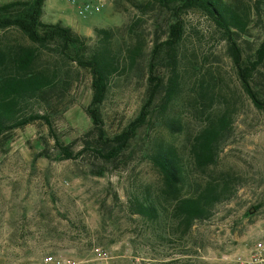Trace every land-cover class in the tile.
<instances>
[{
    "label": "rangeland",
    "instance_id": "rangeland-1",
    "mask_svg": "<svg viewBox=\"0 0 264 264\" xmlns=\"http://www.w3.org/2000/svg\"><path fill=\"white\" fill-rule=\"evenodd\" d=\"M12 1L0 0V6ZM148 1L106 0L100 13L82 19L66 0H46L42 22H59L88 39L85 48L64 56L55 45L32 44L15 28L0 29V75L11 73L10 57L33 46L35 70L56 76L54 90L38 107L49 123L38 120L0 134V264H41L46 255L89 259L98 251L109 254L111 264H242L264 236V113L239 87L227 43L210 18ZM222 1L250 16L246 32L236 36L249 60L264 38V0ZM178 22L181 37L169 44L170 28ZM97 29L110 32L119 57L134 34L144 39L136 66L111 78L99 106L111 139L147 106L145 123L113 158L116 144L99 139L87 113L91 74L77 63L89 58ZM258 72L255 88L264 98V64ZM172 81L177 93L163 109ZM223 106L233 116L231 131L219 143L216 165L196 172L189 156L192 137ZM166 118L175 125L166 128ZM167 146L183 164V193L208 179H225L232 188L211 217L195 222L184 237L132 207L135 198L162 194V179L147 156Z\"/></svg>",
    "mask_w": 264,
    "mask_h": 264
},
{
    "label": "trees",
    "instance_id": "trees-1",
    "mask_svg": "<svg viewBox=\"0 0 264 264\" xmlns=\"http://www.w3.org/2000/svg\"><path fill=\"white\" fill-rule=\"evenodd\" d=\"M45 0L31 2L12 1L0 6V29L15 28L24 34L34 45L47 48L55 45L60 54L68 55L71 49L85 48L88 39L74 32L61 23L47 24L42 22ZM149 5H179L182 9H195L208 18L219 30L228 46L229 56L242 92L249 98L253 106L264 113V98L255 88V79L264 64V38L251 59L246 60L237 43L236 36L244 34L250 23V16L239 12L225 4L222 0H149ZM169 44H175L181 37L180 22L171 26ZM99 40L90 51L89 58H79L77 63L91 74L92 101L87 113L92 124L98 129L99 139L109 144H116L109 158L117 156L136 134L147 119V106L143 107L138 117L114 138H106L100 117L99 106L102 104L111 78L129 73L137 64L143 53L144 39L134 34L132 41L122 57L115 54L110 43V32L97 29ZM134 37V38H133ZM134 39V40H133ZM36 48L22 47L10 57L11 73L0 75V134L25 126L31 122L44 120L47 116L40 114L38 107L44 95L54 90L55 74L46 75L34 68ZM1 56V55H0ZM4 56L0 57V64ZM153 65L149 67L152 73ZM176 81L163 96L162 107L166 109L176 96ZM152 96V95H150ZM153 98V96H152ZM151 102V97L147 104ZM164 126L175 124L166 118ZM233 116L229 108L224 106L205 120L204 125L192 137L189 156L193 169L204 172L215 166L218 158V146L228 132L231 131ZM147 158L162 179V194L152 200L145 197L135 198L132 207L136 214L149 221L162 219L164 228H172L179 236L187 235L197 221L211 217L214 208L230 196L231 185L225 179H208L197 183L195 188L182 192L184 183L183 164L177 150L173 146L160 147L148 154ZM167 224V225H166ZM169 225V226H168Z\"/></svg>",
    "mask_w": 264,
    "mask_h": 264
},
{
    "label": "built area",
    "instance_id": "built-area-1",
    "mask_svg": "<svg viewBox=\"0 0 264 264\" xmlns=\"http://www.w3.org/2000/svg\"><path fill=\"white\" fill-rule=\"evenodd\" d=\"M79 18L87 19L101 12L106 0H66ZM112 257L107 253L97 252L89 259L73 256L46 255L41 264H111ZM242 264H264V236L249 249L248 256Z\"/></svg>",
    "mask_w": 264,
    "mask_h": 264
},
{
    "label": "crops",
    "instance_id": "crops-1",
    "mask_svg": "<svg viewBox=\"0 0 264 264\" xmlns=\"http://www.w3.org/2000/svg\"><path fill=\"white\" fill-rule=\"evenodd\" d=\"M48 1V0H47ZM6 4V3H5ZM47 5V3H46V0H45V2H44V7ZM44 7H43V13H42V16L44 15V12H45V10H44ZM42 18V17H41ZM65 20H67L65 17H63V16H60V18H59V21H65Z\"/></svg>",
    "mask_w": 264,
    "mask_h": 264
}]
</instances>
